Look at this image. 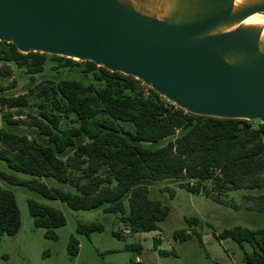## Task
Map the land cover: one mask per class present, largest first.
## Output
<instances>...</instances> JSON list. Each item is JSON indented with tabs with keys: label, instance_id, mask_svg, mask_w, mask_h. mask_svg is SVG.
Wrapping results in <instances>:
<instances>
[{
	"label": "trees",
	"instance_id": "1",
	"mask_svg": "<svg viewBox=\"0 0 264 264\" xmlns=\"http://www.w3.org/2000/svg\"><path fill=\"white\" fill-rule=\"evenodd\" d=\"M49 56L19 53L13 44L0 41V77L12 75L9 64L29 76L41 75ZM51 60L59 67L77 63L59 56ZM83 64V74L90 76L87 84L43 75L42 81L26 85V93L0 97V105L18 109V115L23 109L36 111L29 115L30 137L0 129V161L29 177L0 172L7 185L58 200L74 211L117 213L131 233L157 230L169 213L167 206L148 197L151 182L177 181L179 188L218 204L225 202L223 192L264 189V124L193 115L130 76ZM127 123L133 130L122 126ZM257 199V210L264 212V193ZM27 208L34 226L55 240L54 229L65 224L62 212L32 197ZM19 226L15 196L0 184V237L14 236ZM102 229L95 223L80 224L76 232L88 236ZM173 235L181 236V231ZM217 238L249 244L252 252L244 253L243 264H264V229L237 226ZM127 249L140 252L141 246ZM77 251L78 243L70 236L67 254Z\"/></svg>",
	"mask_w": 264,
	"mask_h": 264
},
{
	"label": "water",
	"instance_id": "2",
	"mask_svg": "<svg viewBox=\"0 0 264 264\" xmlns=\"http://www.w3.org/2000/svg\"><path fill=\"white\" fill-rule=\"evenodd\" d=\"M264 0H0V41L92 62L183 111L264 124Z\"/></svg>",
	"mask_w": 264,
	"mask_h": 264
},
{
	"label": "rangeland",
	"instance_id": "3",
	"mask_svg": "<svg viewBox=\"0 0 264 264\" xmlns=\"http://www.w3.org/2000/svg\"><path fill=\"white\" fill-rule=\"evenodd\" d=\"M258 15L264 19V14ZM9 66L12 75L0 77V97H16L26 93V85L42 81L40 77L43 75L52 81L65 78L81 80L86 84L90 82V76L83 74V62L59 67L51 60V55L41 75L29 76L12 64ZM18 111L0 105V129L30 137L33 128L28 125L31 121L29 115L36 114L35 108L20 110L23 111L21 115H18ZM7 119L19 122L9 124ZM127 124L122 126L133 130V126ZM0 172L29 178L10 171L3 161H0ZM42 181L48 186H57L52 180ZM0 184L13 192L20 215L17 233L0 237V264H243L244 253H251V246L247 243L238 245L230 238L219 239L217 235L237 226L264 229V212L257 210V196L264 193V189L223 192L221 197L225 202L218 204L203 195L191 194L179 188L177 181L151 182L148 197L167 206L169 213L158 223L157 230L131 233L117 213H105L102 209L74 211L58 200L44 199L24 187L9 186L2 180ZM63 188L67 189L66 186ZM28 197L62 212L65 224L54 229L55 240L46 239L44 229L34 226L28 213ZM91 223L101 225L102 231L92 232L88 236L76 232L78 225ZM175 231H181V236L175 237ZM70 236L78 243L75 256L67 254ZM132 244H139L141 251L127 249ZM162 251L166 254H162Z\"/></svg>",
	"mask_w": 264,
	"mask_h": 264
},
{
	"label": "bare ground",
	"instance_id": "4",
	"mask_svg": "<svg viewBox=\"0 0 264 264\" xmlns=\"http://www.w3.org/2000/svg\"><path fill=\"white\" fill-rule=\"evenodd\" d=\"M242 1V0H237V2ZM245 24H259L263 28V34H264V19L260 18L258 14H255L249 18H247L244 21Z\"/></svg>",
	"mask_w": 264,
	"mask_h": 264
},
{
	"label": "built area",
	"instance_id": "5",
	"mask_svg": "<svg viewBox=\"0 0 264 264\" xmlns=\"http://www.w3.org/2000/svg\"><path fill=\"white\" fill-rule=\"evenodd\" d=\"M124 232H127V230H124ZM136 261H138V259H136Z\"/></svg>",
	"mask_w": 264,
	"mask_h": 264
}]
</instances>
